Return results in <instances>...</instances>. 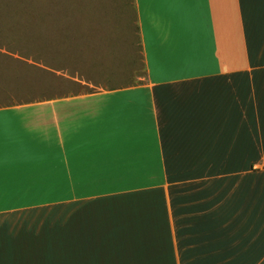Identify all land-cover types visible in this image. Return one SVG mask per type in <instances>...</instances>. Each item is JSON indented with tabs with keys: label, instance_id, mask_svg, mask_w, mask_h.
I'll return each mask as SVG.
<instances>
[{
	"label": "crops",
	"instance_id": "crops-1",
	"mask_svg": "<svg viewBox=\"0 0 264 264\" xmlns=\"http://www.w3.org/2000/svg\"><path fill=\"white\" fill-rule=\"evenodd\" d=\"M133 1L141 82L0 108V264L264 262V0Z\"/></svg>",
	"mask_w": 264,
	"mask_h": 264
},
{
	"label": "rangeland",
	"instance_id": "rangeland-1",
	"mask_svg": "<svg viewBox=\"0 0 264 264\" xmlns=\"http://www.w3.org/2000/svg\"><path fill=\"white\" fill-rule=\"evenodd\" d=\"M137 26L133 0H0V108L138 84Z\"/></svg>",
	"mask_w": 264,
	"mask_h": 264
}]
</instances>
